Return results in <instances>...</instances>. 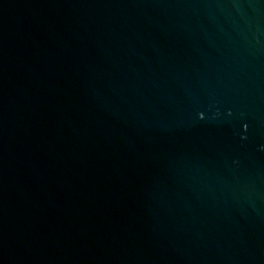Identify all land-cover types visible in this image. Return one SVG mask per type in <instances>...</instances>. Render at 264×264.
<instances>
[{
	"label": "water",
	"instance_id": "water-1",
	"mask_svg": "<svg viewBox=\"0 0 264 264\" xmlns=\"http://www.w3.org/2000/svg\"><path fill=\"white\" fill-rule=\"evenodd\" d=\"M0 264H264V0H0Z\"/></svg>",
	"mask_w": 264,
	"mask_h": 264
}]
</instances>
